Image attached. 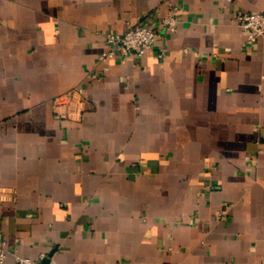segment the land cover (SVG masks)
<instances>
[{
  "label": "crops",
  "instance_id": "crops-1",
  "mask_svg": "<svg viewBox=\"0 0 264 264\" xmlns=\"http://www.w3.org/2000/svg\"><path fill=\"white\" fill-rule=\"evenodd\" d=\"M172 4L176 31L104 68L108 31ZM240 9L264 0H0L6 264H264V37Z\"/></svg>",
  "mask_w": 264,
  "mask_h": 264
},
{
  "label": "built area",
  "instance_id": "built-area-1",
  "mask_svg": "<svg viewBox=\"0 0 264 264\" xmlns=\"http://www.w3.org/2000/svg\"><path fill=\"white\" fill-rule=\"evenodd\" d=\"M179 6L172 4L168 12L162 17L154 20L152 23L145 21L127 20V26L123 31H108L106 33L107 46L99 55V62H103L105 69H108L107 60L114 56H139L142 55L148 47L154 44L161 28L169 31H176L179 25L178 17ZM237 23L246 36L249 44L255 42L259 37H264V10H243L237 12ZM160 56L164 51L160 50ZM97 71H91L88 75L91 79L98 77ZM80 88L67 91L62 95L55 97L56 106L62 107L66 102H76L77 94L80 95ZM7 239L0 233V264H6L8 252ZM44 253L41 254L42 258ZM12 264H42L41 259L31 257H18ZM47 264H61L56 259L51 258Z\"/></svg>",
  "mask_w": 264,
  "mask_h": 264
},
{
  "label": "water",
  "instance_id": "water-1",
  "mask_svg": "<svg viewBox=\"0 0 264 264\" xmlns=\"http://www.w3.org/2000/svg\"><path fill=\"white\" fill-rule=\"evenodd\" d=\"M47 262H48V259H46L42 264H47Z\"/></svg>",
  "mask_w": 264,
  "mask_h": 264
}]
</instances>
